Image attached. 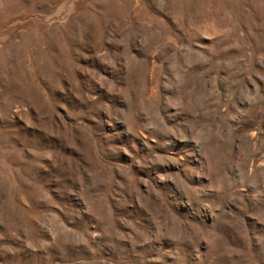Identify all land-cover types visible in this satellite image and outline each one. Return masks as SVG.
Instances as JSON below:
<instances>
[{
    "label": "rangeland",
    "instance_id": "obj_1",
    "mask_svg": "<svg viewBox=\"0 0 264 264\" xmlns=\"http://www.w3.org/2000/svg\"><path fill=\"white\" fill-rule=\"evenodd\" d=\"M0 264H264V0H0Z\"/></svg>",
    "mask_w": 264,
    "mask_h": 264
}]
</instances>
